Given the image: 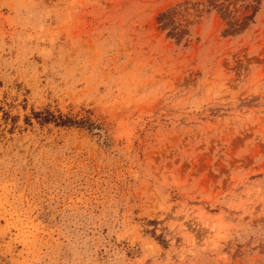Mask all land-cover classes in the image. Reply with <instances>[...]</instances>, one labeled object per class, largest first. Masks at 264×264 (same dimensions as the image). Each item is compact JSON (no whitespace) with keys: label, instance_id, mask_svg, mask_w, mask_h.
I'll use <instances>...</instances> for the list:
<instances>
[{"label":"rangeland","instance_id":"374dc122","mask_svg":"<svg viewBox=\"0 0 264 264\" xmlns=\"http://www.w3.org/2000/svg\"><path fill=\"white\" fill-rule=\"evenodd\" d=\"M0 264H264V0H0Z\"/></svg>","mask_w":264,"mask_h":264}]
</instances>
